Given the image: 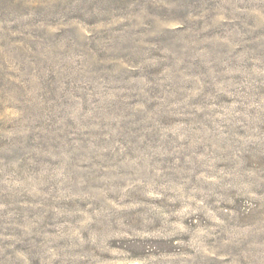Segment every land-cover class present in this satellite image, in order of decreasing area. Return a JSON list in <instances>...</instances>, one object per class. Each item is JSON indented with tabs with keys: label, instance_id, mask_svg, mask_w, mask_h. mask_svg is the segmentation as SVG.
<instances>
[{
	"label": "rangeland",
	"instance_id": "1",
	"mask_svg": "<svg viewBox=\"0 0 264 264\" xmlns=\"http://www.w3.org/2000/svg\"><path fill=\"white\" fill-rule=\"evenodd\" d=\"M0 264H264V0H0Z\"/></svg>",
	"mask_w": 264,
	"mask_h": 264
}]
</instances>
